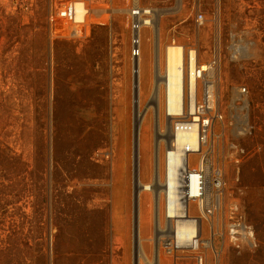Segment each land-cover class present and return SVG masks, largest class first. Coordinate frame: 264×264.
Returning <instances> with one entry per match:
<instances>
[{"label": "rangeland", "instance_id": "obj_1", "mask_svg": "<svg viewBox=\"0 0 264 264\" xmlns=\"http://www.w3.org/2000/svg\"><path fill=\"white\" fill-rule=\"evenodd\" d=\"M68 1L0 0V264H264V0H140L156 25L143 31L137 76L131 0H85L81 36L51 21ZM173 43L211 61L212 196L204 212L188 202L198 248L167 244L159 188L177 116L155 64ZM58 199L78 213L61 236ZM77 200L104 210L108 226Z\"/></svg>", "mask_w": 264, "mask_h": 264}, {"label": "bare ground", "instance_id": "obj_2", "mask_svg": "<svg viewBox=\"0 0 264 264\" xmlns=\"http://www.w3.org/2000/svg\"><path fill=\"white\" fill-rule=\"evenodd\" d=\"M78 19H82V14ZM155 25L156 23H153L154 27ZM163 58L164 63L159 61V66L155 64L159 78L157 86L160 88L159 85L164 84L167 114L177 116L178 122L172 127L173 143L166 151L164 158L166 173L159 188L165 198L167 216L172 218L171 235L176 246L190 245L196 248L200 242L198 220L193 218L192 207L188 206V202L194 201L202 210L204 202L201 196L206 195L207 201L212 196L211 181L209 183L207 180L206 186L202 187L198 174L193 169L197 163L205 164L204 155L208 146V143L201 141L199 122L201 119L194 116L197 111L199 83L196 70L198 67L206 70L208 65L198 63L194 50H188L176 43L166 47ZM190 115L194 117L189 119ZM209 173L208 166V176ZM144 188L148 189L151 186ZM193 197L197 199H192ZM167 244H171V241ZM205 244L209 245L210 240ZM138 253H141V250Z\"/></svg>", "mask_w": 264, "mask_h": 264}, {"label": "built area", "instance_id": "obj_3", "mask_svg": "<svg viewBox=\"0 0 264 264\" xmlns=\"http://www.w3.org/2000/svg\"><path fill=\"white\" fill-rule=\"evenodd\" d=\"M82 10V12H81ZM90 7L86 3L85 0H70L64 5H62L60 8H58L55 15L51 16V21L54 22H62L65 26L62 29H59V31L62 34L65 35H82L83 34V27L87 23L88 15L90 14ZM81 12L83 17L82 19H78L77 15ZM126 14L128 17V24H129V30H130V56L132 61V73L133 75L137 76L140 72V62H141V56L143 52V31L149 27L153 26V23L155 22L156 17V10L153 6L148 5L146 3H143L140 0H131L130 5L126 9ZM202 18V15L199 16V20ZM181 45V44H180ZM193 50V49H188ZM195 51V50H194ZM196 53V51H195ZM208 65V68L211 66V61ZM207 68V69H208ZM202 70L200 67L196 70V75L198 81H201V88L202 92L199 96L198 94V101H197V111L194 116H198L201 120L199 121L201 124V131H200V137L201 141L204 143H207L208 136L211 132V126H212V118L205 114V112L211 108V105L214 103V92H213V83L211 80L206 78L207 71L208 70ZM245 92L246 89L243 88L242 92ZM193 115H190L189 119L194 117ZM178 119V117H177ZM174 122V126L177 125L178 120ZM206 160V155H204V162ZM193 169L198 174V179L200 181V185L202 187L206 186L207 180L210 183L209 176L207 175V164L197 163ZM208 178V179H207ZM216 186H220L222 184L221 178L217 177L215 180ZM202 201L204 202V207L202 208V212H204L206 209L209 210V201L206 200V195H202ZM211 198V197H210ZM192 199H197L196 197H193ZM206 205V206H205ZM208 205V206H207ZM234 227V224H233ZM240 234L241 233L238 230H235V228L232 229V234ZM236 236V235H234ZM175 241V240H174ZM171 241V244L168 245H175V242ZM169 243V242H168ZM190 246V245H186ZM178 247V246H177ZM195 248L194 246H190ZM199 247V243L197 244V247ZM200 264L203 263V257L199 256Z\"/></svg>", "mask_w": 264, "mask_h": 264}, {"label": "trees", "instance_id": "obj_4", "mask_svg": "<svg viewBox=\"0 0 264 264\" xmlns=\"http://www.w3.org/2000/svg\"><path fill=\"white\" fill-rule=\"evenodd\" d=\"M3 158H4V160L6 159L9 162H11V164L12 163H15V162L22 163L20 160H17L16 159V156L15 155H13L11 153H5L4 156H3ZM0 185H1V183H0ZM56 188L58 189V187H56ZM60 193H61L60 190H57V194H60ZM44 198H45V202L46 201L47 202L49 201L46 196ZM64 203L65 202H64L63 199H58L57 202H56V204L58 205L57 206L58 207V210H56V212H57L56 213V220H57L56 225H57V229H58V232H59L58 233V236H61L62 230H63V228H65V226L67 227L68 222L71 221V220H74L75 218H77L75 216L78 215V213H77V214H73L71 216L70 214L65 213L64 212V208H63ZM75 203L77 204V207H76L77 210L78 209L80 210L81 208L87 209L89 212H91L92 214H94L95 216H97L98 221L101 220V223H102L103 226H105V227L108 226V224H109L108 223V217H107L106 212L104 210H101L100 208H88V206L87 207L84 206L82 204V202L79 201V200L75 201ZM51 204H52V206H54L53 201H51ZM47 220L50 222L49 216L47 217ZM51 220H52V218H51ZM53 220H54V218H53ZM74 221H76V220H74Z\"/></svg>", "mask_w": 264, "mask_h": 264}]
</instances>
